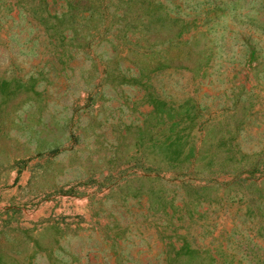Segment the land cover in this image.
Masks as SVG:
<instances>
[{"label": "rangeland", "instance_id": "1", "mask_svg": "<svg viewBox=\"0 0 264 264\" xmlns=\"http://www.w3.org/2000/svg\"><path fill=\"white\" fill-rule=\"evenodd\" d=\"M0 264H264V0H0Z\"/></svg>", "mask_w": 264, "mask_h": 264}]
</instances>
